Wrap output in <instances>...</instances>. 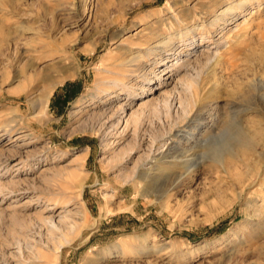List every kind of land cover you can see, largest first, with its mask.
I'll return each instance as SVG.
<instances>
[{"label":"rangeland","instance_id":"374dc122","mask_svg":"<svg viewBox=\"0 0 264 264\" xmlns=\"http://www.w3.org/2000/svg\"><path fill=\"white\" fill-rule=\"evenodd\" d=\"M87 1L0 0V264H264V0L214 30L208 0ZM184 1L203 41L148 52Z\"/></svg>","mask_w":264,"mask_h":264},{"label":"bare ground","instance_id":"6f19581e","mask_svg":"<svg viewBox=\"0 0 264 264\" xmlns=\"http://www.w3.org/2000/svg\"><path fill=\"white\" fill-rule=\"evenodd\" d=\"M201 1L203 2V0H201ZM201 1H200V3H202ZM205 1H207V0H205ZM230 1H232V4H229ZM254 1L255 0H208L207 2L200 4V6L197 5L198 6L197 9H198L199 14H201L203 16V20L208 23V26L210 27L211 30H214L217 26L220 28H221V26H224L223 29H226V26L228 25V23H231L230 17L235 19L238 16L237 15V9H240L242 11L247 12L248 13L247 15L253 16L255 14V12H254V9L252 8L253 4L251 5V3H253ZM185 3L186 2L184 1V4L182 6L184 9H181L179 12L173 13L171 16H167L166 18L161 19L160 21H156L154 23V26L151 27V29L148 28L149 33L146 37V41H145L144 45H150V44H152L151 41H154L153 46L149 49L148 52L157 53L158 51H162V50L163 51L175 50L177 52L176 54H180L183 51V48H181V46H179V44L185 45L186 44L185 42L188 41V42H191V44H189V46H193V45H196L198 41H201V40L203 41V38H205V33L202 32V34H200V36L198 37L196 27H195V25L194 26L192 25L193 19H194L193 15L187 13V8H186ZM178 4H179L178 0H175L173 5L176 6ZM186 4H188V3H186ZM167 5H170V1L167 3ZM153 16H154L153 14L148 15V17H153ZM174 31L177 32L176 36H174L175 38L171 37V35ZM212 33H214V31ZM217 54H219V53H217ZM208 57H209L208 59H209L210 64L213 63L212 61H214V64L217 65L221 61L220 56H217L216 54H214V56H208ZM165 59L167 60V58H165ZM165 64H166V61L162 65H165ZM214 64H212V65H214ZM180 66H182V65L180 64ZM34 78H35V76H32V79H34ZM47 86H49V85H47ZM53 88L54 87H52V89ZM210 89L211 88H209V90ZM190 90H191L190 93H191L192 100H193L192 107L198 106V104H200L202 102L201 100L207 96L206 93L208 92L207 91L208 89L201 87L198 84L196 86L192 85ZM203 92H205V93H203ZM49 93H51V91L50 92L48 91V93L42 98V102H44V104L48 103ZM202 93H203V95H201ZM192 100H191V103H192ZM190 107H191V105H190ZM196 120H198V117ZM227 121H229V120H227ZM236 129H237V127L235 124V119H233V117H232L231 121H229L224 126L223 130H221L220 136H223V134L226 135L231 131H233V132L235 131V133H236ZM189 133H190L189 128L181 130L175 136L176 138H174V139L172 138L170 140H171V142L182 141L183 137H185L187 135L189 136ZM215 137H218V136L212 135V133L208 134V135L205 134L204 138L202 137L203 138L202 142H206L207 140H210V139L215 138ZM186 140H187V142L185 141L186 143L193 144V142H192L193 139L191 137H188ZM240 143H242V142H240ZM168 144H166V145H168ZM195 147H197V146H195ZM177 150L178 149H176V148H171L168 150L167 153H162L164 151V150H162L155 158L152 159L149 167H147V168L143 167L142 169H140V172H139L138 176L135 178V181H136L137 189L140 191H143V193L141 195L149 196L148 195L149 190L152 188V182L154 180H156L160 177H164V176H167V178H170V176H171L170 170L173 167L178 166L179 164H184V166L188 165L189 158L193 155H191L189 153H188L189 155H185L188 150L186 152H183V153L180 151L178 153ZM179 154L185 155V159H187V160L183 159L184 161L181 162L178 158V157H180ZM232 160L233 159H231V160H223L222 159V160H219L216 162L220 165V167H222L227 172V174H230V172H229L230 169H232L237 163V161L233 162ZM234 161H235V159H234ZM195 169L190 170V172L195 171ZM188 170H189V168H188ZM69 204H70L69 200H65L64 202H58V203L56 202V205H58V206L59 205L60 206L61 205L67 206ZM121 253L123 256L125 255L124 252H121Z\"/></svg>","mask_w":264,"mask_h":264}]
</instances>
